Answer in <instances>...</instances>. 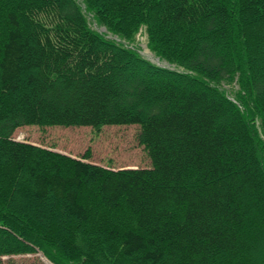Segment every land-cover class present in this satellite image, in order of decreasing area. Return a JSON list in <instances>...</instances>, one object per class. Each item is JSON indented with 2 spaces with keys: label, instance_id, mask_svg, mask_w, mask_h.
<instances>
[{
  "label": "trees",
  "instance_id": "trees-1",
  "mask_svg": "<svg viewBox=\"0 0 264 264\" xmlns=\"http://www.w3.org/2000/svg\"><path fill=\"white\" fill-rule=\"evenodd\" d=\"M147 46L167 66L95 32ZM238 86L233 99L224 85ZM138 126L150 167L13 138ZM264 264V0H0V257Z\"/></svg>",
  "mask_w": 264,
  "mask_h": 264
},
{
  "label": "rangeland",
  "instance_id": "rangeland-1",
  "mask_svg": "<svg viewBox=\"0 0 264 264\" xmlns=\"http://www.w3.org/2000/svg\"><path fill=\"white\" fill-rule=\"evenodd\" d=\"M90 27L100 32L94 15L86 13ZM146 33V30H144ZM115 38V37H114ZM125 44L128 42L125 41ZM139 54L147 59L157 57L147 46L146 36L137 31L132 42ZM164 63V62H162ZM226 95L233 99L238 86L224 85ZM138 126H108L95 131L89 127H37L24 126L17 129L13 138L19 142L33 144L53 152L84 159L86 162L114 170L148 168L150 159L143 146L138 143ZM0 264H45L39 254L0 257Z\"/></svg>",
  "mask_w": 264,
  "mask_h": 264
}]
</instances>
